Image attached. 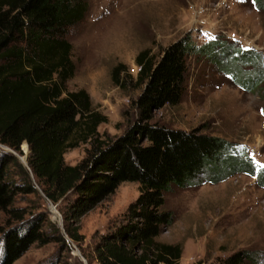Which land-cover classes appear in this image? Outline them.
Here are the masks:
<instances>
[{
	"label": "trees",
	"instance_id": "trees-1",
	"mask_svg": "<svg viewBox=\"0 0 264 264\" xmlns=\"http://www.w3.org/2000/svg\"><path fill=\"white\" fill-rule=\"evenodd\" d=\"M86 1L0 0V145L20 155L23 143L29 150L27 167L16 156L0 152V212L18 222L0 227V264H13L33 244L55 239L38 219L23 221L14 207L18 196H37L38 188L51 204L63 203L65 234L78 243L80 217L125 182L138 184V197L120 224L101 237L96 261L179 264L181 248L156 240L172 223V215L163 209L166 194L215 185L238 174L264 184V175L243 149L199 128L185 131L151 123L153 113L181 102L191 56H204L239 74L233 62L250 64L255 55L238 53L233 44L217 39L196 47L189 36L170 44L157 60L148 51L140 52L135 58L141 67L135 85L142 91L132 103L136 120L121 136L98 144L85 159L69 166L63 155L92 140L106 122L93 110L85 90L66 91L75 73L68 32L84 21ZM262 73L247 75L242 86L250 89ZM111 76L119 85L118 67ZM54 230L56 239L64 242ZM218 264L254 262L249 254L238 252Z\"/></svg>",
	"mask_w": 264,
	"mask_h": 264
},
{
	"label": "rangeland",
	"instance_id": "rangeland-1",
	"mask_svg": "<svg viewBox=\"0 0 264 264\" xmlns=\"http://www.w3.org/2000/svg\"><path fill=\"white\" fill-rule=\"evenodd\" d=\"M86 5L84 21L68 32L75 73L66 91L85 90L93 110L106 122L92 140L63 155L66 165L78 164L136 120L132 103L142 91L135 85L136 56L148 51L157 60L162 50L189 36L196 47L217 39L233 44L234 51H250L256 60L233 62L239 74H232L225 65L191 56L181 102L155 111L151 123L185 131L199 128L221 137L243 149L264 175V0H87ZM117 67L119 85L111 76ZM257 72H263L259 83L244 88V78ZM3 150L9 151L0 145ZM20 151L22 155L14 154L23 165L28 146L23 143ZM138 194V184H119L80 217L78 243L65 234L63 203L53 205L41 192L18 196L14 207L23 221L38 219L55 239L33 244L13 264H98L96 245L120 224ZM163 209L172 215V223L156 240L181 248L179 264H218L238 252L249 254L254 264H264V184L254 177L238 174L215 185L173 189ZM8 223L18 224L0 212V227ZM54 229L64 242L56 239Z\"/></svg>",
	"mask_w": 264,
	"mask_h": 264
},
{
	"label": "water",
	"instance_id": "water-1",
	"mask_svg": "<svg viewBox=\"0 0 264 264\" xmlns=\"http://www.w3.org/2000/svg\"><path fill=\"white\" fill-rule=\"evenodd\" d=\"M2 152H5V153H10V154H12V155H14L15 156V154H14V152L13 151H11V150H9V151H5V150H3ZM23 160V159H22ZM21 160V161H22ZM22 163H23V161H22ZM23 165L24 166H26L27 164H26V159L24 160V163H23ZM37 189V191L38 192H40V190L38 189V188H36Z\"/></svg>",
	"mask_w": 264,
	"mask_h": 264
},
{
	"label": "built area",
	"instance_id": "built-area-1",
	"mask_svg": "<svg viewBox=\"0 0 264 264\" xmlns=\"http://www.w3.org/2000/svg\"><path fill=\"white\" fill-rule=\"evenodd\" d=\"M140 66H135V68H134V72H135V74H138V72L140 71Z\"/></svg>",
	"mask_w": 264,
	"mask_h": 264
}]
</instances>
